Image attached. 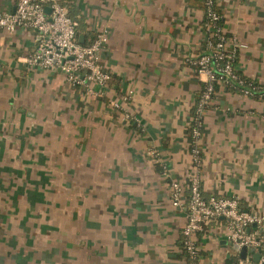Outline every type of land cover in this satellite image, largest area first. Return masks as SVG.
Returning a JSON list of instances; mask_svg holds the SVG:
<instances>
[{
    "label": "crops",
    "instance_id": "1",
    "mask_svg": "<svg viewBox=\"0 0 264 264\" xmlns=\"http://www.w3.org/2000/svg\"><path fill=\"white\" fill-rule=\"evenodd\" d=\"M16 1L0 0V12ZM62 1L80 42L107 34L100 61L113 77L102 94L89 92L60 68L25 61L35 29L0 30V264H186V205L173 204L170 182L187 197L203 86L190 58L205 46L204 9L192 0ZM217 3L229 46L247 44L237 69L264 82V0ZM201 147L204 195L237 196L264 214V98L219 86ZM228 234L223 217L196 234L199 264L240 255Z\"/></svg>",
    "mask_w": 264,
    "mask_h": 264
},
{
    "label": "built area",
    "instance_id": "2",
    "mask_svg": "<svg viewBox=\"0 0 264 264\" xmlns=\"http://www.w3.org/2000/svg\"><path fill=\"white\" fill-rule=\"evenodd\" d=\"M215 0H205L208 21L205 46L190 62L202 78L203 86L197 97L190 123V153L193 159L188 178L189 194L178 180L170 182V194L174 205H186V222L182 229V242L188 256L186 264H198L199 253L196 234L212 220L226 218L229 226L228 238L233 243L253 247L261 253L255 260L252 253L240 256L236 264H264V214L240 207L237 196L204 195L201 187L202 147L201 137L204 115L216 92V86H241L245 94H254L264 84L254 78L242 76L235 59L245 42L230 37L219 23L222 15L214 8ZM50 7V10H47ZM18 27H30L38 34L35 49L24 59L30 65L47 69L60 68L74 85L85 84L89 92L102 94L104 86L112 79V72L102 65L100 50L107 39L106 33H98L88 43L78 40V20L72 17L62 0H17L12 11L0 12V30L9 32ZM99 85L98 89L94 85ZM128 95L124 96L127 99ZM114 105L120 107L117 101ZM126 115H128L126 113ZM256 224L253 227V224Z\"/></svg>",
    "mask_w": 264,
    "mask_h": 264
},
{
    "label": "trees",
    "instance_id": "3",
    "mask_svg": "<svg viewBox=\"0 0 264 264\" xmlns=\"http://www.w3.org/2000/svg\"><path fill=\"white\" fill-rule=\"evenodd\" d=\"M194 3H196L198 6H200L201 8L204 9V12H205V16H204V20H203V23H205L206 21H208V15L206 13V2L205 0H192ZM214 8L216 11H218L222 17L219 19V23L224 26V17H223V14L221 12V9L217 3V0L214 1ZM92 41V40H91ZM240 73V72H239ZM243 76V75H242ZM219 87V84L216 86V90L218 89ZM224 87H226L227 89L229 90H233V91H239V92H242L241 91V86H232V85H225ZM202 88L200 89V92H201ZM199 92V94H200ZM198 94V95H199ZM250 95H253L254 97H257V98H264V84L262 86H260L256 92H254V94H250ZM182 242V241H181ZM182 247L184 249V253L186 256H188L187 254V251L185 250L184 246H183V242H182ZM199 257H200V250H199V253H198V256L196 257V262L199 261ZM240 259V255L237 253L231 255L230 257H228V260H227V263L226 264H236V262ZM199 264V262H198Z\"/></svg>",
    "mask_w": 264,
    "mask_h": 264
},
{
    "label": "water",
    "instance_id": "4",
    "mask_svg": "<svg viewBox=\"0 0 264 264\" xmlns=\"http://www.w3.org/2000/svg\"><path fill=\"white\" fill-rule=\"evenodd\" d=\"M47 10H50V7H47ZM256 224H253V227H255ZM234 247L240 251V256L245 258L248 253L253 254V258L255 260H259L261 258V253L259 251H256L253 247H247L246 245H240L239 243H233ZM264 263V260H263Z\"/></svg>",
    "mask_w": 264,
    "mask_h": 264
},
{
    "label": "rangeland",
    "instance_id": "5",
    "mask_svg": "<svg viewBox=\"0 0 264 264\" xmlns=\"http://www.w3.org/2000/svg\"><path fill=\"white\" fill-rule=\"evenodd\" d=\"M213 100V99H212Z\"/></svg>",
    "mask_w": 264,
    "mask_h": 264
}]
</instances>
